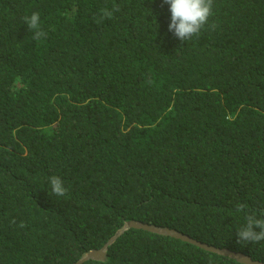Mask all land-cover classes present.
<instances>
[{"label": "trees", "instance_id": "obj_1", "mask_svg": "<svg viewBox=\"0 0 264 264\" xmlns=\"http://www.w3.org/2000/svg\"><path fill=\"white\" fill-rule=\"evenodd\" d=\"M170 22L163 0H0V264H72L132 219L264 261L236 236L264 212V0H213L186 41ZM79 264L245 263L129 227Z\"/></svg>", "mask_w": 264, "mask_h": 264}, {"label": "clouds", "instance_id": "obj_2", "mask_svg": "<svg viewBox=\"0 0 264 264\" xmlns=\"http://www.w3.org/2000/svg\"><path fill=\"white\" fill-rule=\"evenodd\" d=\"M163 2L169 5L171 13V22L168 30L181 41L198 36L201 29L208 23L209 17L213 14V0H163ZM118 11H120L118 5H113L111 10L107 8L101 9L99 19L96 22L100 23L104 19H111L114 12ZM23 20L28 29L33 31L32 38L34 40L39 41L47 37V32L41 27L39 12H33L30 16L26 15ZM215 27L216 25L213 24L212 28L214 29ZM48 182L53 195L59 197L67 195L68 189L64 186L61 177L51 175L48 177ZM247 207L246 204L238 203L236 210L241 212ZM245 221L246 223L239 227L236 232L237 243L246 244L264 241V212L261 213L260 217H257L254 212H245ZM10 223L16 224V221L13 219ZM18 226L23 228L26 225L21 222ZM256 229H259V231Z\"/></svg>", "mask_w": 264, "mask_h": 264}, {"label": "water", "instance_id": "obj_3", "mask_svg": "<svg viewBox=\"0 0 264 264\" xmlns=\"http://www.w3.org/2000/svg\"><path fill=\"white\" fill-rule=\"evenodd\" d=\"M129 227H136L145 229L151 232L163 234V235H170L177 238H180L182 240L194 243L208 251L215 252L220 255L228 256L230 258H233L239 262L245 263V264H264V261L252 258L250 255L243 253L241 251L229 249L227 247H221V246H215L207 244L203 241H199L185 233H182L174 228L168 227V226H156L153 224H149L140 220H128L126 221L122 227L118 228L115 233L107 239L105 243L99 248H92L85 253L82 254V256L76 260L72 264H79L82 261L92 258V259H100L104 260L106 255V249L110 243H112L121 233H123L124 230H126Z\"/></svg>", "mask_w": 264, "mask_h": 264}]
</instances>
